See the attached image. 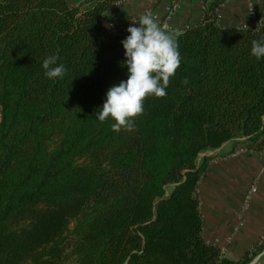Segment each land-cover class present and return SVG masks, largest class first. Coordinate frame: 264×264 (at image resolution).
<instances>
[{"label": "trees", "instance_id": "1", "mask_svg": "<svg viewBox=\"0 0 264 264\" xmlns=\"http://www.w3.org/2000/svg\"><path fill=\"white\" fill-rule=\"evenodd\" d=\"M115 1L0 0V264H249L260 247L230 259L201 234L212 157H198L232 139L264 149V58L250 55L264 8L254 29L219 25L224 0L167 29L181 54L167 94L115 132L95 119L126 79L127 35L101 21ZM52 54L63 79L43 75Z\"/></svg>", "mask_w": 264, "mask_h": 264}, {"label": "crops", "instance_id": "2", "mask_svg": "<svg viewBox=\"0 0 264 264\" xmlns=\"http://www.w3.org/2000/svg\"><path fill=\"white\" fill-rule=\"evenodd\" d=\"M71 6L88 9L99 0H65ZM215 0H117L103 13L101 21L120 34L150 12L166 29L181 32L203 21L205 12ZM249 3L258 13L264 8V0H224L217 8V23L221 26L256 27L254 17L249 14ZM172 12L167 14L168 9ZM138 23V22H137ZM238 139L224 142L217 148L203 150L198 157H212L207 173L199 180L197 191L199 210L203 219V238L220 248L221 254L237 259L248 252L256 241L264 237V149L251 152ZM243 151L232 154L237 148ZM258 177L256 190L240 218L236 212L242 203L244 192ZM253 259L249 264H258ZM261 264V263H259Z\"/></svg>", "mask_w": 264, "mask_h": 264}, {"label": "clouds", "instance_id": "3", "mask_svg": "<svg viewBox=\"0 0 264 264\" xmlns=\"http://www.w3.org/2000/svg\"><path fill=\"white\" fill-rule=\"evenodd\" d=\"M126 32L128 35L120 41L126 79L108 88L104 102L95 114V119L100 122L111 118L114 121L111 128L115 132L134 127V118L142 114L147 96L163 97L167 94L169 80L181 63L178 34L158 23L152 13L140 15ZM250 55L257 60L264 58V37L252 41ZM58 59L55 54L43 59L41 67L47 79H63L66 74L65 65L57 63ZM181 83L187 84L188 78Z\"/></svg>", "mask_w": 264, "mask_h": 264}, {"label": "built area", "instance_id": "4", "mask_svg": "<svg viewBox=\"0 0 264 264\" xmlns=\"http://www.w3.org/2000/svg\"><path fill=\"white\" fill-rule=\"evenodd\" d=\"M249 9H250L249 14L251 17H253L254 16V7L251 3H249ZM171 12H172V8L168 9L167 14H170ZM243 150H244V148H237V149L232 151V154H237ZM257 178L258 177H256V176L252 178V181L250 182L249 186L247 187L246 191L244 192L242 203L239 207V210L236 212L237 218H240L242 213L244 212V210L247 208V206L249 204V199H250L251 195L256 190V184L258 181ZM197 193H198V191H197Z\"/></svg>", "mask_w": 264, "mask_h": 264}, {"label": "rangeland", "instance_id": "5", "mask_svg": "<svg viewBox=\"0 0 264 264\" xmlns=\"http://www.w3.org/2000/svg\"><path fill=\"white\" fill-rule=\"evenodd\" d=\"M215 2H217V0H215ZM219 7V5H217L216 7H215V9H214V13H216V15H217V8ZM255 13V12H254ZM254 17V16H253ZM241 148V147H240ZM170 189V187H167V191ZM259 247H260V250H258L257 252H256V249H259ZM256 252V254H255V256L253 257V259H258V257H259V255L262 253V257L260 258V261L258 262V264L259 263H261V264H264V237H261V238H259L257 241H256V243H254L252 246H251V248L249 249V251L248 252H250V253H253V252ZM252 259V260H253Z\"/></svg>", "mask_w": 264, "mask_h": 264}]
</instances>
